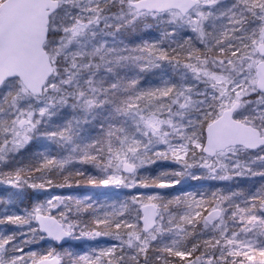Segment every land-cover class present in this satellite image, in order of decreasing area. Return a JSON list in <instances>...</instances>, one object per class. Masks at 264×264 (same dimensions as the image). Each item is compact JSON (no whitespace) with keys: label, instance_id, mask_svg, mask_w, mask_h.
I'll list each match as a JSON object with an SVG mask.
<instances>
[{"label":"snow or ice","instance_id":"obj_1","mask_svg":"<svg viewBox=\"0 0 264 264\" xmlns=\"http://www.w3.org/2000/svg\"><path fill=\"white\" fill-rule=\"evenodd\" d=\"M141 24L159 36L132 44ZM149 73L159 84L140 87ZM158 162L179 169L139 177ZM75 165L102 173L94 187L264 178V0H0V166L13 169L0 184L71 187L86 175ZM99 207L112 211L60 196L6 207L0 264H264V184ZM99 237L115 243L65 247Z\"/></svg>","mask_w":264,"mask_h":264},{"label":"trees","instance_id":"obj_2","mask_svg":"<svg viewBox=\"0 0 264 264\" xmlns=\"http://www.w3.org/2000/svg\"><path fill=\"white\" fill-rule=\"evenodd\" d=\"M148 23H152L151 19L149 18ZM143 24L139 26V33L135 36H128V40L132 44L140 43V37L142 36L144 39L152 40L153 38H157L156 31L151 29L150 31H145L143 29ZM167 47V45H165ZM159 70H157V73ZM168 75L172 77L174 80H177L178 77L172 76L171 70L168 69ZM149 84L152 86H156L159 84V81L152 75V74H144V78L140 82V87H148ZM58 123H62L63 121H57ZM81 129L85 132V134H89L90 137H94L98 134V126L92 123L84 124L83 121L81 122ZM45 143L44 141H33L31 142L24 150H21L22 154L17 157V159L20 161L19 165L15 166H27L30 163H32V155L36 151V149L42 144ZM13 166V167H15ZM75 168H79L82 171H85L86 175L84 177H77L75 175L71 178V187H50L47 188V190H33L30 188H25L23 190H18L15 188H9V189H3L0 188V212H3L6 207L9 208L10 211L20 213L22 209L31 210L32 207L40 202H43L46 198L52 197V196H60V197H72V206L75 207V201L80 200L84 204H93L94 207H96L97 211L96 214L103 215L105 211H112L111 207H99L100 205H113L115 204L118 208L121 201H124L132 196V193L130 190H110V191H103V190H97L94 186L88 185L84 183L87 179V174H91L97 178H99L102 173H99L95 168H93L91 165H75ZM143 170L145 172L146 176L151 177H157L159 176L160 172L162 170H168L173 169L170 168V165L168 163H162L158 162L155 165H151ZM13 170L12 168H8L5 172H9ZM74 172V169H73ZM39 175V174H36ZM144 175V176H145ZM80 180L81 183L79 186H77L76 181ZM57 183H63V177L59 178ZM151 182V181H149ZM244 183V181H243ZM242 183L240 188H244V184ZM213 185L209 183V186ZM247 189V188H244ZM162 195H165V193H161ZM90 197V198H89ZM91 199V200H90ZM12 200V201H11ZM90 200V201H88ZM15 205H18L16 207ZM92 213H84L82 214V219L85 221V223H88L92 218ZM8 228H12L13 226L9 225ZM26 231V229H24ZM78 234V232H77ZM108 242H112L109 237H103ZM46 243L45 241H40L39 243H34L27 245L25 247V251L29 250H35V251H41L45 247ZM87 248L94 247L96 244L89 242L87 244ZM85 246L82 244H67L65 247H71L73 251L77 252H84Z\"/></svg>","mask_w":264,"mask_h":264},{"label":"rangeland","instance_id":"obj_3","mask_svg":"<svg viewBox=\"0 0 264 264\" xmlns=\"http://www.w3.org/2000/svg\"><path fill=\"white\" fill-rule=\"evenodd\" d=\"M142 27H143V29L145 31H150L151 30V29H145L144 25ZM155 33H157V36H159V33L157 31ZM168 164L170 165V168L177 169V170L179 169L178 165H175L173 163H168ZM7 169L8 168L0 166V172H2V173H6L5 171ZM146 169L149 170L148 168H146ZM143 170L144 169H141L139 171V177H144L145 172ZM254 170H259V169L257 168V169H254ZM202 171L203 170H201L199 168H193V169L190 170V172H192V173H194L195 175H198V176L202 174ZM243 181H244V183H243ZM209 183H211L213 185L209 186ZM242 183L245 185L244 188H249L253 184L255 185V187H260L261 184H264V178H261V177H252V178L235 177L231 181H211V180H207V179L194 180V179L191 178V176H186V177H184L182 179V182H181L180 185H177V186H175L173 188H140V187H136V188L129 189V188H123V187L116 188L115 186H111V185L107 186V187L100 186V187H95V188L97 190H103V191L130 190L131 193H132V196L133 195H137V196L143 195L145 197L147 195H151V194H155V193L161 194L163 192V193H165V195H163V196H165V198H171L172 196L178 195V194H180L183 191L193 192V193H197V194L199 192H206L208 195H210L211 191L215 190L216 188H220V189H223V190H227V189L231 188L232 190H236L237 188L241 187ZM0 188L9 189V188H12V187H10L7 184H0ZM253 190H255V189L253 188ZM49 198H51V196L46 198L43 202H40V203L46 202V200L49 199ZM197 198H199L198 195H197ZM90 200H88V201H90ZM89 242L96 244L95 246H97V244L106 246V245H109L111 243H115V241L108 242L103 237H99L95 241L87 240V239H84V240H81V241H71L70 240L71 244H82L83 243L84 245H86L85 249H88L87 248V246H88L87 244ZM48 246H49V243H46V245L43 248V250H46ZM85 251H87V250H85ZM196 254L198 255L199 253H196Z\"/></svg>","mask_w":264,"mask_h":264},{"label":"water","instance_id":"obj_4","mask_svg":"<svg viewBox=\"0 0 264 264\" xmlns=\"http://www.w3.org/2000/svg\"><path fill=\"white\" fill-rule=\"evenodd\" d=\"M69 241H70V240H69ZM69 241H68V242H69ZM46 242H48V241H46ZM48 243H49V242H48Z\"/></svg>","mask_w":264,"mask_h":264}]
</instances>
